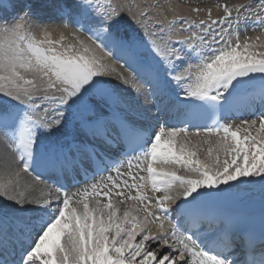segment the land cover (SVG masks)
<instances>
[{
    "label": "snow or ice",
    "instance_id": "snow-or-ice-1",
    "mask_svg": "<svg viewBox=\"0 0 264 264\" xmlns=\"http://www.w3.org/2000/svg\"><path fill=\"white\" fill-rule=\"evenodd\" d=\"M7 7L16 14L14 22L0 30V97L8 101L0 103V131L21 167L12 170L5 166L0 171V198L19 206L12 212L0 208V264H264V227L259 235L245 232L233 220L208 210L210 202L239 190L240 185H258L264 224V35L246 37L241 43V9H236L235 28L232 10L223 5L225 15L219 20L190 24L189 30L199 32H194L189 41H177L181 47L150 41L145 55L144 44L122 35L125 21L111 0H76L75 12L67 3L57 6V14L70 19L76 31L89 33L95 48L79 37L77 44L65 46L64 37L53 41L47 28L37 39L23 23L34 13L31 0H9L7 6L0 5V12ZM217 24H227L228 28L217 31ZM231 31L235 43L230 39ZM96 49L105 56H112L114 49L126 53V63L147 85L158 112L161 106L167 107L164 100L172 95L169 86L175 85L183 99L176 94L169 103L189 111L197 109L210 122L193 125L186 113L176 124L165 121L149 131L137 128L126 117L118 118V127L110 129L104 119L87 116L81 122L86 133L105 149L121 148L122 158L107 157L106 152L90 143L77 146L89 164L95 165L93 175L109 174L71 195L64 185L54 182L55 194L50 189L40 197H30L32 185L22 186L21 173L35 172L37 146L61 131L69 108L89 113L93 106L98 107L93 98L100 83L96 78L108 74L109 69ZM185 60L189 63L181 70ZM193 60L197 62L194 72L190 63ZM22 72L38 74L46 82L45 93H61L36 97L57 105L58 118L49 120L37 115L40 105L34 99L35 81L26 79ZM256 87L258 93L249 94L248 90ZM135 91L140 93V87L136 86ZM241 98L247 100L249 110L254 111L257 102L262 107L259 123L257 119H245L233 129L221 120L233 112ZM192 128L193 135L203 131L205 138L192 143ZM213 135L218 137L214 144L210 139ZM120 141L126 142V147ZM202 145H208L203 160L198 158ZM53 163L75 170L76 157L69 151L63 160L58 155ZM166 165L171 166L169 170H165ZM175 166H183L191 174L177 175L172 170ZM125 167L127 172L122 171ZM42 179L35 173L34 182ZM146 183L154 193H163L156 197L159 215L155 219L161 221V228L173 211L166 202L182 199L175 209L177 219L170 236L148 232L147 217L153 215L147 211L148 205H144L147 216L143 220L133 214L134 208L119 214L125 189L129 191L128 200H147L141 191ZM176 184L182 192L174 197L170 191ZM133 189L135 196L131 195ZM113 196L122 199L114 201ZM25 204L34 207L26 209ZM237 245L242 255L236 254Z\"/></svg>",
    "mask_w": 264,
    "mask_h": 264
},
{
    "label": "bare ground",
    "instance_id": "bare-ground-1",
    "mask_svg": "<svg viewBox=\"0 0 264 264\" xmlns=\"http://www.w3.org/2000/svg\"><path fill=\"white\" fill-rule=\"evenodd\" d=\"M69 1L70 0H52V3H50V5L53 7L52 8L53 11L51 13L48 11L49 6L43 10L45 13V19L42 20V21H44L43 24L40 23L41 20L39 21L41 26L37 25V29H36L37 33H42V29L47 28L49 33H50V38L53 41H55L56 38H59L62 35L64 37V39L68 40V42L72 41V38H73L72 44H77L76 37H79L80 40H83L86 44H89L94 48L95 45L92 44L91 40H89V33L88 32L85 35V34H83L82 31H76V29H74L72 24H70V25L67 24V27H65L64 26L65 24H63V20L61 19L62 17L57 14V6L61 5V4H65V3L68 4ZM249 6H250V4H249ZM50 9H51V7H50ZM247 10L248 11H246V12H243L244 11L243 10L239 14V15H241V18L239 19V38H246V37L247 38H255L258 35H264V31H261L262 33L256 34L255 33L256 31L253 28V27L262 28L264 25V0L254 1L252 6H250V8ZM73 11L74 12L77 11L76 5L73 7ZM243 16H247V17L244 18ZM257 22H259V23H257ZM231 23H232L233 27L235 28L236 23H237V19H236L235 23H234V21H231ZM150 32H149V34H150ZM155 32H157V31H155ZM159 32L154 33L155 34L154 37L156 38V41L158 42V44H163L165 42H168L165 40L164 34L162 35ZM175 32H177V30ZM68 33H70L69 38H68ZM73 33H75V36L73 35ZM122 35L128 37V33L126 31H122ZM232 35H234V37H236L235 33H232ZM36 37H37V35H36ZM39 39H40V36H39ZM168 43H170V42H168ZM261 50H264V49H261ZM120 52H121V50L114 49V54L112 56H106V58L109 60V61H107L106 58L96 49V54L103 58V62L104 63L106 62L105 64L108 66V69H109L108 74L97 78V80L100 82L99 86L97 88L98 89V95L100 97L98 100V107H95L96 115H103V119L105 121H107L109 123V125L112 123L109 120V118L106 117L104 113H102V111H105L104 107H107V103L105 102L107 95L109 93L113 92L114 95L117 97V100L113 104H110V108H112L115 112H118L120 117H126L130 123L135 125L137 128L141 129V126H147V125L151 124L149 117H151L153 113L151 112L149 107H146V106H144L141 103H138L136 101V99H135L136 96L134 97V95H137L138 93L135 91V87L136 86L141 87L140 86L141 84L135 78L136 74L132 71V69H131V71L129 70L128 63L121 62L115 58V54L120 53ZM142 52H143V54L147 55V46H145V48L142 49ZM188 63H189L188 60H185L184 62H182L180 65L181 66L180 69L183 70L187 66ZM190 63L195 64L196 62L191 61ZM191 70L194 72L196 70V67L192 68ZM117 80L124 81V83H122V85H120V82ZM125 81H128V83H125ZM118 83H119V85H118ZM169 87H170L171 93H173V94L177 93L176 91L178 89L176 88L175 85H170ZM248 92H249V94H250V92H252L251 95H255L256 93H258L256 88L255 89H249ZM181 95H183V93ZM169 101H170L169 97L165 98L164 105H167V107L161 106L164 108L166 113L174 112L176 109H178V107H173L172 104L169 103ZM48 104H47L46 108L48 109V111H50V113L47 114L46 117H47V119L51 120L50 116H52V114L54 112H56V114H57V111L55 108L56 105L52 104V103H50L49 105ZM247 108H248L247 107V100L244 99V101L240 102L236 106V108L233 110V112L229 115H235L237 113L238 114L243 113L244 110H246ZM40 109H42V108H40ZM42 115L44 116V113H42ZM68 126H70V124H68ZM0 134L2 136H4L3 133H0ZM62 134L63 133L61 132V134H59V135H62ZM191 135H193V133ZM75 136L76 135H74L72 137H75ZM204 138L205 137H194V138L189 137V139L191 140L192 143H196L198 140H202ZM210 139L212 140V142L214 144L215 141L217 140V136L213 135L210 137ZM77 140H78V138H77ZM89 140H90L89 142L91 144H94L96 147L99 144H101L98 140L93 139L92 136ZM3 141H4V143L8 144V141L6 139ZM76 143L78 145H80L79 140ZM2 147H3V143H2V139H1L0 140V171H3L5 166L9 167L12 170L18 169V168H16V166L20 168L21 164H20L19 159L18 158L15 159V157L12 156V154L9 152V148H4V147L2 148ZM207 147H208V145H202L200 147V149L198 150V157H202V156L204 157V155H205V157L207 156ZM81 151H82V149H81ZM201 152H203L202 156L199 155V154H201ZM78 159L83 161L84 156L82 155L81 157H78ZM187 175H189V174H186L185 176H187ZM21 181H22V186L24 184L32 185V188L28 193V195L30 197H40L41 196V189L38 186V184H42V185H44V184L43 183L37 184V182H34V177L32 174L21 173ZM44 188H45L44 190H48V191H49V189H52V188H49L48 186H45V185H44ZM180 192H182V188H180V185L176 184L175 187H173L171 189L170 194L173 195L174 197H176V194L180 193ZM53 194H55L54 190H53ZM162 195H163V193H162ZM217 200H223L225 202L236 201V202H239L240 205L249 204L252 207H257V205L261 203L259 188H251V189L239 188V190H234L229 195H227L225 197H221ZM166 203H167V206H168V204H173L175 207H177L179 204L182 203V199L181 198H175L174 200L167 201ZM150 204L151 203H149V205ZM28 206L34 207V205L25 204L24 208H27ZM18 207L19 206L14 204L13 202H10V201L4 200L3 198H0V208H2L5 212L6 211L12 212L14 209H16ZM129 208L130 207L128 204H119V213H123L126 209H129ZM254 211H255V209L252 211H249L248 213L251 214ZM152 213H153V216L155 217L154 212H152ZM160 223H161V221L156 219V221L154 223L156 226L154 225L153 227L150 228L151 234H154V235L159 234V232H165L167 229H170V223H168V221L163 220V228L160 227ZM171 231H172V228L169 230V233H171Z\"/></svg>",
    "mask_w": 264,
    "mask_h": 264
},
{
    "label": "rangeland",
    "instance_id": "rangeland-1",
    "mask_svg": "<svg viewBox=\"0 0 264 264\" xmlns=\"http://www.w3.org/2000/svg\"><path fill=\"white\" fill-rule=\"evenodd\" d=\"M254 1L255 0H111V3L120 9L121 15L123 16L124 21H125L124 27L130 28L131 31H133V34L134 33L136 34L135 30L140 31L139 38H143L144 34L146 36L152 35V40L154 38V41L158 44V42L156 41V38L154 37L155 35L154 33H157L160 31L159 33H161L162 35L164 34L165 40L168 42L171 41L170 43L173 44L175 41H178V40L189 41L194 32H199V30L195 28L189 30L190 24L199 23L200 21L210 22V20H219L221 17H223L225 15L223 5H227L228 8L232 10V15H236L237 8L241 9L240 12L243 10H244L243 12H246L248 11L247 9H249L250 6H252ZM31 2L35 5L34 13L30 18H27L23 23L25 24V27L27 30L36 34L37 25L41 26L40 23L43 24L44 21L42 20L45 19V13L43 10L49 6L48 11L51 13L53 7L50 5V3L52 2H48L47 0H31ZM75 3H76V0H70L68 5L70 6L73 4L72 6H75L76 5ZM8 4H9V0H0V5L7 6ZM242 6H246V7H242ZM142 13H146V15H142ZM15 14L16 13H13L10 7H7V10L4 12H0V30H2L6 24L10 25L14 22L13 16ZM243 17L245 18L247 16H243ZM175 24L176 26H174ZM177 26L180 27L181 29H184V30L186 29L185 33L182 30H180ZM219 26H222V25L217 24L214 27L217 29ZM223 27L228 28L227 24H225ZM176 30L177 32H175ZM217 31H219V29H217ZM36 35H37L36 38L39 39V36H40V39H41L43 36V32L37 33ZM69 37H70V33H68V38ZM231 37H234V35H231ZM59 38H56V40H60ZM239 40L241 41V43H243L245 38H239ZM235 41L236 40H232V42L234 43ZM69 43L71 44L73 43V38H72V41H69V42L68 40L63 39V44L65 46ZM180 46L181 45H179L178 47ZM97 50L106 58L105 54L101 50L99 49ZM106 60L109 61L107 58ZM22 74L25 76L26 79H32L35 81L37 90L34 92V99L36 97H42L45 94H47L48 96H58L61 94L56 90H49L47 93H45L43 89L46 86V82L42 80L38 74L31 73V72H22ZM117 81L120 82V85L124 83V81H121V80H117ZM138 94L134 95V97L136 96L135 97L136 101L138 103L145 104V99L143 97L142 92L140 91V93ZM7 102H8L7 98L0 97V103H7ZM45 102L46 101H42L40 99L37 100V103H45ZM12 103H15V101H13ZM47 104L48 103H46V105ZM42 113H44V116H46L47 114L50 113V111H47L46 113L43 111ZM54 113L56 114V112ZM238 124L240 125L241 122H239ZM1 139L3 143V147L9 148L8 144L4 143L3 141L5 140V137L0 134V140ZM47 140H43V143ZM9 152L12 154V156L15 157V159L18 158V156L12 149L9 148ZM199 155L202 156L203 152H201V154ZM198 158L203 160L205 158V155L204 157L202 156ZM16 168L19 169V167L17 166ZM188 174L190 175L191 173H188ZM38 186L41 189V193L48 191V190H44L45 189L44 185L38 184ZM244 187H247V186L244 185ZM252 188H259V187H252ZM242 189H245V188H242ZM248 189H251V188H248ZM129 207L135 209L133 214L137 215L141 220H143L147 216V215L146 216L140 215L143 210L141 207H139V205L134 206L131 204L129 205ZM31 208L33 207L28 206L26 209H31ZM147 219L150 221V223L148 224V228H147L148 232L150 233L151 232L150 228L153 226V223L151 220V216H148ZM155 236L157 235L155 234ZM139 239L140 237L138 236L137 240ZM169 242L171 243V241ZM148 243H150L152 247H157L155 243H152V242H148ZM163 250L167 251V249H163Z\"/></svg>",
    "mask_w": 264,
    "mask_h": 264
}]
</instances>
